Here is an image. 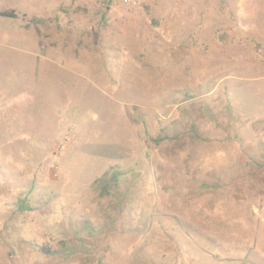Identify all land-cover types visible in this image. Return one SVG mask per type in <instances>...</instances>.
Masks as SVG:
<instances>
[{
    "label": "rangeland",
    "instance_id": "1",
    "mask_svg": "<svg viewBox=\"0 0 264 264\" xmlns=\"http://www.w3.org/2000/svg\"><path fill=\"white\" fill-rule=\"evenodd\" d=\"M4 12L0 264H264V0Z\"/></svg>",
    "mask_w": 264,
    "mask_h": 264
},
{
    "label": "trees",
    "instance_id": "2",
    "mask_svg": "<svg viewBox=\"0 0 264 264\" xmlns=\"http://www.w3.org/2000/svg\"><path fill=\"white\" fill-rule=\"evenodd\" d=\"M0 16L2 17H12L10 13H1ZM158 142V141H157ZM119 174L118 173H112L111 175H103L101 178H99L98 180H96L94 182L95 185H99L100 187V191H101V195H106L108 194V189L110 188V186L115 185L117 183V180L119 178ZM19 209L21 211H29V207L28 205L24 202L21 201L19 203ZM40 251L46 255H51L54 254V252H50L48 249L46 248H41ZM62 256L63 257H70L72 255H74L76 253V250H74V248H67L66 246H63L62 248Z\"/></svg>",
    "mask_w": 264,
    "mask_h": 264
}]
</instances>
